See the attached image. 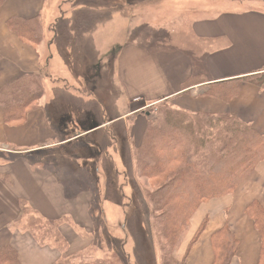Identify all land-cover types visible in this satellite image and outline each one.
Instances as JSON below:
<instances>
[{
  "label": "crops",
  "instance_id": "crops-1",
  "mask_svg": "<svg viewBox=\"0 0 264 264\" xmlns=\"http://www.w3.org/2000/svg\"><path fill=\"white\" fill-rule=\"evenodd\" d=\"M62 1L5 0L0 6V88L26 75H39L44 83L37 106L17 126L3 121L0 108V247H12L19 264H52L59 256L56 247L41 244L24 228L27 211L51 221L89 219L92 191L67 194L56 175L58 165L65 166L54 161L69 153L70 143L98 138L116 121L91 110L107 58L101 18L83 23L97 32L66 38L57 13ZM92 1L100 11L129 12L132 37L115 45L109 60L130 106L140 101L138 112L165 104L190 113L228 114L264 136V88L243 80L264 73V0H172L166 12L163 2L170 0ZM33 18L41 29L35 45L7 24ZM144 129L130 127L135 136L139 131L138 140L130 138L134 149ZM99 168L96 161L84 167L92 173L87 183H97ZM253 201L264 209V161L233 192L197 207L169 264H213L212 238L225 226L237 241L229 264H264L261 236L245 212Z\"/></svg>",
  "mask_w": 264,
  "mask_h": 264
},
{
  "label": "rangeland",
  "instance_id": "rangeland-1",
  "mask_svg": "<svg viewBox=\"0 0 264 264\" xmlns=\"http://www.w3.org/2000/svg\"><path fill=\"white\" fill-rule=\"evenodd\" d=\"M163 3L164 12L166 9L169 11L173 9L172 0ZM99 11L97 4L92 0H63L57 11L60 16L58 20L63 23V27L59 29L64 30L62 32L66 38L80 36L82 31H87L88 34L93 30L97 32L96 26L92 28L84 26L83 23L98 20V16L102 22V36L104 35L105 38L107 58L104 71L100 73L99 94L96 93L99 99L91 103V110H99L102 117L115 118L116 121L109 129L97 133L100 134L98 138L95 134L70 143L65 149L69 153L66 156H59L54 161L65 166L63 168L58 165L56 175L65 185L67 194L83 189L92 191L89 219L78 221L63 218L51 221L32 214L26 209L24 228L31 232L41 244L56 247L59 253L57 260L61 259L62 262L70 264H163L160 242L166 245L165 252L170 251L173 258L183 243L189 224L177 235L174 247H170L165 227L157 225L150 216L147 199L155 190L156 185L145 177L138 176L135 172L131 157L134 147L130 138L138 140L139 131L135 136L133 132L130 133V127L131 130H135L139 129V124L146 126L154 106L147 107L140 112H138L140 101L130 106L119 87L113 72L114 68L109 60V54L114 46L123 42L127 37L129 40L132 37L133 27L130 23L129 12L123 10L121 16H118L116 10ZM40 32L41 29L39 31L41 37ZM88 82L92 85L91 81ZM79 94L71 95L74 98H85L84 96L78 97ZM131 109L137 112L128 119L120 117ZM89 116L92 115L89 114ZM141 131L142 129L140 133ZM140 137L139 146L142 143V136ZM104 152H107V156L106 153L102 154ZM108 152H115L112 154L114 161L111 156L108 157ZM49 158L50 156H45L43 163L49 165L51 163ZM95 161L99 163L100 168L99 176H95L97 183L92 185V182L87 183L92 173L84 170V167L90 169ZM76 222L83 227L77 226Z\"/></svg>",
  "mask_w": 264,
  "mask_h": 264
},
{
  "label": "trees",
  "instance_id": "trees-1",
  "mask_svg": "<svg viewBox=\"0 0 264 264\" xmlns=\"http://www.w3.org/2000/svg\"><path fill=\"white\" fill-rule=\"evenodd\" d=\"M4 1L0 0V6ZM7 24L22 41L32 45L40 41L38 19H10ZM243 80L264 88V73ZM234 93L235 88L226 96ZM42 94L39 75H26L1 87L3 121L9 125L22 123ZM160 105L154 106L152 114L155 116L148 115L142 143L131 157L136 174L156 185L146 200L150 216L157 225L165 227L169 246L174 247L177 235L188 226L191 215L202 202L233 192L255 166L264 161V136L228 114L190 113ZM245 212L261 236L260 254L264 258V209L253 201ZM212 244L213 264H229L237 241L228 227L213 236ZM159 245L163 252L161 262L168 264L172 254L165 252L166 245L161 242ZM0 264H19L12 247H0ZM52 264L70 263L60 259Z\"/></svg>",
  "mask_w": 264,
  "mask_h": 264
}]
</instances>
